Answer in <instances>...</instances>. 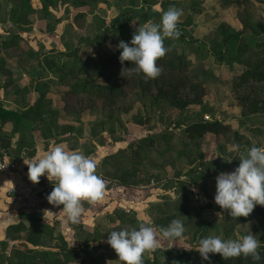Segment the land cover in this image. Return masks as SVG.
<instances>
[{"label":"rangeland","instance_id":"374dc122","mask_svg":"<svg viewBox=\"0 0 264 264\" xmlns=\"http://www.w3.org/2000/svg\"><path fill=\"white\" fill-rule=\"evenodd\" d=\"M172 6L183 10L177 28L186 39L181 41L180 36L174 39L178 52L196 64L198 71L206 68L209 76H216L202 84V103H194L180 112L165 102L155 104L138 88L130 89L134 94L119 99L113 106L87 98L79 104L80 97L70 98L76 102L71 106L63 101L61 96H69V91L61 88L60 76L63 71L75 68L72 58L65 54L78 49L82 58H97L115 52L119 50L118 42L125 39L126 29L135 31L139 24L159 23L162 12ZM144 12L149 16L146 22L139 18ZM222 24L229 30L243 31L246 48L242 52L235 47L232 56L219 61L207 48L222 35ZM10 39L14 40L13 45L3 47L1 42ZM261 39H264V0H0V101L19 112L31 111L43 93V119L57 116L78 120L72 107L77 106V112L85 109L81 120L86 124L64 128L55 123L44 124L42 120L34 125L27 122L15 125L8 120L0 129V142L5 144L6 148L2 147L7 157L38 151L42 156L62 144L66 150L81 152L95 160L96 173L106 185L101 201L81 202L83 212L77 223L66 220L62 205L58 209L66 220L64 223L53 218L51 214L55 212L48 214V220L41 218L45 226L34 236L44 235L50 228L54 230L42 239L48 247H35L61 252L63 242L58 234L62 233L68 246L78 252V262L68 264H81L82 260L87 261L85 264H121L106 242L108 232L138 227L149 220L160 241L157 248L160 250L145 251L143 262L155 256L166 261L172 257L174 264L178 261L200 264L202 258L193 248L201 238L211 234L238 239L252 232L260 244L264 243L260 223H225L221 217L227 211L214 202L216 176L233 171L245 149L251 146L264 149V116L246 113L241 105L242 96H264V81L238 89L239 75L244 63L249 62L246 59L251 57L254 65L261 59L254 47V41ZM90 69L84 68L85 72ZM90 74L82 77L90 79ZM91 79L104 80L95 75ZM128 106L133 109L125 112ZM214 119L231 124L233 131L195 140L187 137L186 124ZM178 123L184 127L178 128ZM173 131L177 136H170ZM58 134L68 136L67 140L58 142ZM144 138H152L154 142L148 146L149 141L141 142ZM138 143L141 151L132 155L131 149ZM233 145L239 146V152L231 150ZM48 185L50 193L53 184ZM180 207L187 208L188 213L181 212ZM164 210L166 215L161 213ZM122 212L130 220L122 221L119 218ZM159 214L158 221L155 218ZM19 217L30 228V222L22 214ZM168 219L183 221L185 232L179 238L161 236L160 228L170 223ZM27 233L23 231L25 237ZM84 244L92 250L82 251ZM32 245L27 239L9 240L6 250L0 244V254L6 252L4 255L8 256L14 246ZM90 256L94 258L91 260Z\"/></svg>","mask_w":264,"mask_h":264},{"label":"trees","instance_id":"16d2710c","mask_svg":"<svg viewBox=\"0 0 264 264\" xmlns=\"http://www.w3.org/2000/svg\"><path fill=\"white\" fill-rule=\"evenodd\" d=\"M83 13H80L82 16ZM143 21H148L149 16L147 12L142 13L139 16ZM125 26V21L121 24ZM119 25L115 28H118ZM222 35L219 38H216L212 44L207 48V51L210 55L216 56V58L220 61H223L227 55L232 56V51L236 47L238 50L244 52L246 48L244 32L238 30H229L228 26L222 24ZM134 31L131 28L126 29L123 34L125 35V42H129L131 40L132 34ZM181 41L186 39L180 35ZM178 39V38H177ZM14 40H3L1 42L3 47L12 46ZM174 39L164 40V46L168 49L166 54L159 58L156 63L161 68L160 74L156 78H148L145 79L143 73H135L127 77L121 75L122 68H135L134 64H131L129 61H125L123 65H121L118 57L121 50H117L112 53H105L101 57L97 58H82L79 55V50L77 49L73 54H65L68 57L72 58V63L75 68H70L67 71H63L62 68H59V71H63L60 76V81L62 84V89H66L69 91V96L63 95V101L66 104L76 103L74 100H70V98L80 97L82 99H78L79 104H81V100L87 98L90 100H99L104 101L107 105L113 106L119 99H126L130 94H134L130 89L138 88L143 92V94L153 102L160 103L165 102L168 103L171 107L178 109L180 112H184L189 106L194 103H202V96H200L201 86L203 83H206L209 80L216 79V76L212 74L209 76V69H204L203 71H198L196 68V64L188 59L184 54H180L178 52V47L175 45ZM254 47L258 50V56H260V61L258 64H252L251 57H248L244 63V70L239 75V88L247 87V85L254 83H261L264 81V39L254 41ZM35 52L33 51L32 54ZM85 66L91 68L89 72H85ZM85 73H91L90 79L82 77ZM108 73H111L113 76H110ZM95 75L97 77L104 78L103 81H96V79H91V76ZM134 76V78H131ZM60 84V83H59ZM241 89H239L240 91ZM194 93V94H193ZM45 99L43 93H41L36 99L34 105L32 106L31 111L25 110V112H19L15 110L10 105L3 103L0 101V129L1 126L7 122L8 120H12L15 125L19 123L27 122L32 125L38 124L39 120L44 121V124H53L56 126H61L64 128H71L74 126H85V122L82 119L83 113L85 109H79L77 112V106H72L75 109V115H77L78 120H66L64 118H60L57 116L44 118L43 119V108L41 107V101ZM74 101V102H73ZM241 105L244 108V112L252 113V115H262L264 116V96H242ZM81 106V105H80ZM75 107V108H74ZM72 108L70 110H73ZM133 107L128 106L124 109L125 112H129ZM66 116H68V112L65 111ZM147 119V117H146ZM184 127L183 124L178 123V128ZM233 131L231 124L223 121V120H201L196 122H191L185 125V133L188 138L195 140L201 139L208 134H212L215 136H223L229 132ZM171 133L173 135L177 133L173 131ZM56 135V134H55ZM62 136L61 134H58ZM57 135V136H58ZM56 138L57 141L67 140L66 137L62 139ZM4 140V139H2ZM149 141V145L154 142L152 138H144L141 142ZM5 142V141H4ZM0 142V146L5 145ZM141 144L138 143L133 146L132 151L130 152L132 155H137L135 153L140 152L141 148L139 147ZM6 148L5 146H3ZM2 147V148H3ZM202 156V155H200ZM201 167L205 165L204 160L201 162ZM205 173L201 174L202 178H205ZM183 185V182H182ZM186 186V184H184ZM188 187V186H187ZM166 204V203H165ZM178 207V206H177ZM179 208V207H178ZM184 209V210H183ZM187 208L180 207V211L184 213L187 212ZM166 215L167 211L161 212ZM25 217L30 222V228H28L27 224L21 220L17 224L9 225L6 229V239L1 240L0 244L4 245L2 248H7L8 242L10 241H22L30 240L32 241L33 247H17L14 246L8 256L4 254L6 252H2L0 254V264H68V263H77L78 262V252L73 251L72 248L68 246V243L64 240V237L61 234H58V238L62 240V246L60 251L54 249H37L35 246L48 247L45 246V243L42 242L43 237L50 236L54 229H48L44 231V235H33L36 232L40 231L45 224L43 220L39 217H32L28 214L22 213V217ZM161 214L157 216L156 220H161ZM128 215L126 213H120L119 218L122 221L130 220L127 219ZM160 218V219H159ZM163 218V217H162ZM221 219L225 223H231L232 225H240L247 223L249 221H256L261 224V230L264 232V206L257 205L254 207L253 211L247 217H238L233 218L230 217L227 212L222 213ZM168 221H170L168 219ZM28 231L26 237L23 234V231ZM55 235V234H53ZM82 244V243H81ZM92 250V248L88 244H84L82 247V251L88 253V251ZM160 249H157L155 253H159ZM93 252V251H90ZM258 252L260 253L261 259L259 261H254L250 256L245 257L243 255L238 257H232L228 259H223L220 254H212L209 253V260H203L200 264H264V243L260 244L258 248ZM158 255V254H156ZM91 260L94 258L90 256ZM86 259V258H85ZM87 261L82 260L81 264H85ZM90 264H92L90 262ZM143 264H174L172 262V257L169 260H161L158 257L152 259L144 260ZM176 264H184L178 261ZM192 264V263H189Z\"/></svg>","mask_w":264,"mask_h":264},{"label":"clouds","instance_id":"9594fccd","mask_svg":"<svg viewBox=\"0 0 264 264\" xmlns=\"http://www.w3.org/2000/svg\"><path fill=\"white\" fill-rule=\"evenodd\" d=\"M183 10L172 6L161 14L159 23L148 22L136 27L131 40H120L116 45L121 50V65L129 61L135 68H122V76L133 72L143 73L145 79L156 78L161 68L156 61L168 49L166 38L177 39L181 35L177 28ZM234 152L239 146L233 145ZM239 164L231 172H220L215 178L214 202L230 217H247L257 205L264 206V149L251 146L240 152ZM231 162V160L229 161ZM24 163L28 166V178L38 183L41 176L53 184L46 199L49 204L61 206L66 218L77 223L82 215V201L95 204L105 195V182L96 173V161L78 151H69L62 144L55 145L42 156ZM185 232L183 221L172 219L166 227L160 228L165 239L179 238ZM107 244L114 249L121 264H143L142 256L147 250L160 246L152 221L138 227L111 230ZM260 242L252 232L238 239H225L222 235L211 234L199 240L197 250L203 260H209V253L220 254L223 259L250 256L254 261L261 259L258 248ZM191 250V249H190Z\"/></svg>","mask_w":264,"mask_h":264},{"label":"crops","instance_id":"0c3cea01","mask_svg":"<svg viewBox=\"0 0 264 264\" xmlns=\"http://www.w3.org/2000/svg\"><path fill=\"white\" fill-rule=\"evenodd\" d=\"M63 137L65 136H61L60 139ZM17 156L7 157L15 164V169L8 170L0 176V241L7 240L5 230L9 225L19 223V214L22 213L48 220V214L55 212L51 214L53 218L61 220L62 223L67 220L61 218L62 212L58 206H52L46 199L50 184L46 175L41 176L38 183H33L28 178V166L24 160L31 161L40 157L39 151L32 155Z\"/></svg>","mask_w":264,"mask_h":264},{"label":"built area","instance_id":"2783aa9c","mask_svg":"<svg viewBox=\"0 0 264 264\" xmlns=\"http://www.w3.org/2000/svg\"><path fill=\"white\" fill-rule=\"evenodd\" d=\"M15 164L11 163L6 155V150L0 146V176L8 171L14 170Z\"/></svg>","mask_w":264,"mask_h":264},{"label":"water","instance_id":"95a60500","mask_svg":"<svg viewBox=\"0 0 264 264\" xmlns=\"http://www.w3.org/2000/svg\"><path fill=\"white\" fill-rule=\"evenodd\" d=\"M246 150V149H245Z\"/></svg>","mask_w":264,"mask_h":264}]
</instances>
